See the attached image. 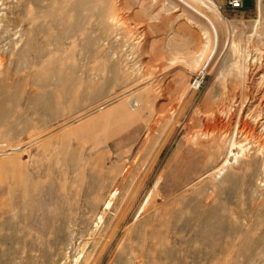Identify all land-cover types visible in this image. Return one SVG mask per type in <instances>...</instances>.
<instances>
[{
  "label": "rangeland",
  "instance_id": "obj_1",
  "mask_svg": "<svg viewBox=\"0 0 264 264\" xmlns=\"http://www.w3.org/2000/svg\"><path fill=\"white\" fill-rule=\"evenodd\" d=\"M212 1L226 23L196 73L169 61L204 40L179 1L0 0V264H264V0Z\"/></svg>",
  "mask_w": 264,
  "mask_h": 264
},
{
  "label": "bare ground",
  "instance_id": "obj_2",
  "mask_svg": "<svg viewBox=\"0 0 264 264\" xmlns=\"http://www.w3.org/2000/svg\"><path fill=\"white\" fill-rule=\"evenodd\" d=\"M172 1H174L173 3H175V2H177V1H179V3H181V4H183L182 6H184L185 8V12H188V15L193 19V20H195L196 21V23L198 22V25L200 26V28L202 29V35H203V37H204V40L201 42L202 43V45L200 46V48H199V50L198 51H196V56H192L193 58H191V59H189L188 58V56H184L185 55V53H183V52H180L177 56H173L172 58H170V65H173V64H178L179 62L181 63V61L183 62V61H185L186 63H187V65L189 66V67H191V69H193V70H195V71H197L196 73H199L201 70H204V69H206V68H208L209 67V63H210V61H211V58H212V54L214 53V49H215V51H216V48H217V46H218V44H219V40H220V38H219V26H221L222 24H224L225 25V20H224V18H223V16H222V14L220 13V11L217 9V6H216V4L212 1V0H177V1H175V0H172ZM219 7V6H218ZM207 10H206V9ZM32 10H33V8L32 7H30L29 6V8H28V11H27V16H28V18L30 19V21H28L29 22V24L30 25H28V26H32L31 28H29L28 29V31L30 30V32H28L27 33V36H28V34L30 33V34H32L33 33V30H34V26H35V23H36V19H35V15H34V13L32 12ZM34 11V10H33ZM98 15H99V13H98ZM16 18V17H15ZM98 20H99V22L102 24V25H109V24H111V25H113V24H122L121 23V20H120V18H119V15L117 14V13H115V12H110V11H103L98 17ZM10 19V18H9ZM14 19V18H13ZM17 19V18H16ZM20 19V18H19ZM18 19V20H19ZM6 22H8L7 20H6ZM10 22V21H9ZM27 22V23H28ZM1 25V24H0ZM4 28H6V26H3ZM2 27V28H3ZM10 27V26H9ZM8 26H7V29H10ZM12 27H14V25L12 26ZM35 27H37V26H35ZM2 28H0L1 30H2ZM3 28V31H2V33L4 32V30H7V29H4ZM21 28V27H20ZM12 29H14V28H12ZM35 29H37L38 30V28H35ZM101 29H102V31H103V29H104V27H101ZM100 29V30H101ZM1 30H0V35L2 34L1 33ZM43 30V29H42ZM9 31V30H8ZM26 31H27V29H26ZM38 31H40V29L38 30ZM7 32V31H6ZM10 32V31H9ZM9 32H7V33H9ZM34 32H35V30H34ZM11 33V32H10ZM13 33V32H12ZM19 33V32H18ZM29 34V36H31L30 38H33L34 37V34L33 35H30ZM36 34V33H35ZM5 35V34H4ZM3 35V36H4ZM8 35V34H7ZM6 35V36H7ZM23 35V34H22ZM41 35V34H40ZM3 36H1V37H3ZM39 36V35H38ZM0 37V38H1ZM43 37V36H42ZM48 37V36H47ZM5 38V37H4ZM4 38H1L2 40L4 39ZM34 38H36V37H34ZM41 38V37H40ZM49 38V37H48ZM37 39V38H36ZM39 39V38H38ZM37 39V42L38 41H40V40H38ZM43 39H45V38H43ZM43 39H41V43L43 42ZM5 40V39H4ZM19 40V39H18ZM31 42L33 41V40H31V39H29ZM17 41V40H16ZM15 41V42H16ZM29 41V42H30ZM10 42V41H9ZM14 42V43H15ZM30 42V43H31ZM39 42V43H40ZM56 42V41H55ZM59 42V41H58ZM36 42H34V44H35ZM47 43V42H46ZM54 43V42H53ZM232 43H233V45L235 44L234 43V40L232 41ZM17 44V43H16ZM34 44H32L33 46H37V44L36 45H34ZM43 46H45V48L44 49H46V46H48V44L47 45H45V43L43 42ZM51 44H52V41H51ZM14 45V44H13ZM49 45H50V43H49ZM16 47H18V45H15ZM29 46L30 47H32L30 44L28 45V47L27 48H29ZM41 46H42V44L40 45V48H41ZM16 47H14V49L16 48ZM23 47H24V45H23ZM38 47V46H37ZM52 47V46H51ZM25 48V47H24ZM53 48H55V47H53ZM6 49V48H5ZM19 49H20V47H19ZM18 49V50H19ZM21 49H23V48H21ZM20 49V50H21ZM32 49H35V48H33L32 47ZM44 49H43V51H44ZM236 49V47H235V45H234V50ZM4 50V49H3ZM12 50V49H11ZM26 50H28V55H29V53L30 52H32V51H30L29 49H26ZM25 50V51H26ZM50 50V48L48 49V51ZM6 51V50H5ZM15 51V50H14ZM14 51H11V52H14ZM24 51V49H23V52H25ZM43 51H41L42 52V54H43ZM21 52H22V50L20 51V55H21ZM39 52V51H38ZM45 52H47V51H45ZM3 53V52H2ZM34 53L36 54V52L34 51ZM48 53V52H47ZM50 53V52H49ZM52 53L53 54H51V55H53L52 57L54 58V52H53V50H52ZM216 53V52H215ZM8 54H10V53H8ZM34 54V55H35ZM41 54V53H40ZM56 54V53H55ZM57 54H58V52H57ZM1 55V54H0ZM4 56H5V54H3ZM2 55V56H3ZM13 55H14V53H13ZM31 55H33V53H31ZM37 55V54H36ZM59 55V54H58ZM17 56H19L18 54H17ZM23 57H24V53H23V55H22ZM10 57H11V55H10ZM13 57V56H12ZM11 57V58H12ZM26 57V56H25ZM31 57V56H30ZM35 57V56H34ZM44 55L41 57L42 58V62H41V67L43 66V68L45 67L44 66V62H45V60H43L44 58ZM51 56H50V58H52ZM1 58V57H0ZM4 58V57H3ZM3 58H2V60H3ZM56 58H57V55H56ZM6 59V58H5ZM38 59V58H37ZM55 59V58H54ZM17 60V59H16ZM24 61H25V59H23ZM28 61H29V57H28V59H27ZM32 60V59H31ZM30 60V61H31ZM47 60H49V59H47ZM51 60V59H50ZM4 61H6V60H4ZM3 61V62H4ZM18 61H21V59H19ZM35 61V60H34ZM58 61V60H57ZM13 62V61H12ZM15 62V61H14ZM25 62H26V64H25ZM24 63L22 62V65L24 64V66H25V68L24 69H26V66H27V61H25ZM33 62V60L31 61V63ZM52 62V61H51ZM54 62V61H53ZM17 64H19L18 62H16ZM28 64L30 67L31 66H33L32 64ZM33 63H37V62H33ZM60 64V63H59ZM3 65V63H2V61H0V67ZM7 65V64H6ZM10 65H12V64H10ZM10 65H9V68H10ZM19 65H21V64H19ZM19 65H17L16 66V64L14 65V66H16L17 68H19V70H20V67H19ZM35 65H37V64H35ZM38 65H39V63H38ZM37 65V66H38ZM53 65V64H52ZM4 66V65H3ZM62 66V65H61ZM8 67V66H7ZM7 67L5 68V66H4V68H2V70H0V82H1V84H0V91H7V90H9L10 88H12L13 86H11L12 84H11V82H10V84L11 85H9L8 86V84H7V82H9L10 80H11V78H12V74L10 73V69H9V71H5V69L7 70ZM29 67V68H30ZM108 67V66H107ZM106 67V68H107ZM0 68V69H1ZM15 67H13V69H14ZM22 68V67H21ZM22 68V69H23ZM32 68H37V67H35V66H33ZM47 68H48V66H47ZM46 68V69H47ZM53 68V67H52ZM61 68H63V67H61ZM61 68H59V70L58 71H60V69ZM33 69V70H34ZM42 69V68H41ZM56 69V68H55ZM103 69V68H102ZM190 69V70H191ZM243 69H246V66H244L242 63H240L239 61H237L236 62V65H235V71H236V75L237 76H241L242 77V75L244 76L245 75V72L243 73ZM15 71L17 70L16 68L14 69ZM13 70V71H14ZM33 70H32V72H33ZM62 70V69H61ZM27 71V70H26ZM29 71H31V69H29ZM57 71V72H58ZM105 71H106V69H105ZM233 71V70H232ZM20 72H22V71H20ZM19 72V73H20ZM39 72V71H38ZM62 72V71H61ZM85 72V71H84ZM18 72L16 73V74H19ZM30 73V72H29ZM28 73V74H29ZM36 73V72H35ZM34 73V74H35ZM59 73V72H58ZM4 74V75H3ZM15 74V73H14ZM15 74V76L17 77V75ZM27 74V76L30 78V79H32L33 81H35V80H37V79H33V77L31 78L29 75ZM33 74V73H32ZM36 75V74H35ZM19 76V75H18ZM23 76L25 77L26 75H24L23 74ZM23 76H22V78H23ZM26 76V77H27ZM52 76H54V75H52ZM262 76V78H264V75H261ZM37 77V76H36ZM40 77V76H39ZM19 78V77H18ZM49 79V78H48ZM16 80V79H15ZM42 80V79H41ZM40 80V81H41ZM200 78L198 77L197 79H196V83H198V82H200ZM261 80V79H260ZM13 84H15L14 82H12ZM6 84H7V86L8 87H6ZM191 85V84H190ZM189 85V86H190ZM133 101H134V99H133ZM131 114V113H130ZM233 145H235V143H233ZM240 148H241V151L244 153V151H245V148H244V146H242L241 144H240ZM245 154V153H244ZM237 155H239V153H237ZM238 158V157H237ZM226 162H228V160L226 161ZM226 162H225V164H226ZM224 164V165H225ZM106 167V166H105ZM220 171V170H219ZM97 174V173H96ZM102 175H104V174H102ZM102 175H99L100 177L102 176ZM93 177H94V175H92ZM91 176V179L93 178ZM99 176H97V177H99ZM83 177V176H82ZM103 177V176H102ZM123 177H125V175L123 176ZM90 178V177H89ZM128 178V177H127ZM85 179H83V181H84ZM96 181H98V179H95ZM99 180H101V178L99 179ZM105 180H107V179H105ZM91 181V180H90ZM102 181H104V179H102ZM93 182H95L94 181V179H93V181H92V183ZM89 183V182H88ZM103 183V182H102ZM83 184V183H82ZM99 183L97 182V185H98ZM105 184V183H104ZM89 185H91V184H89ZM95 185V184H94ZM98 186H100V185H98ZM97 186V188H99ZM89 187V186H88ZM93 187V186H92ZM95 187V186H94ZM101 188L102 187H104V186H100ZM82 188H83V186H82ZM86 188H87V184H86ZM89 189V188H88ZM91 189H93V188H90V190ZM103 189V188H102ZM102 189H101V191H102ZM79 190V189H78ZM83 190V189H82ZM96 190V189H95ZM94 190V191H95ZM99 190V189H98ZM97 190V191H98ZM115 191H116V189H114ZM93 191V190H92ZM101 191H99L100 192V195H101ZM77 192V191H76ZM88 192V191H87ZM114 192V191H113ZM129 192V191H128ZM154 192V191H153ZM66 193V192H65ZM93 193V192H92ZM98 193V192H97ZM96 193V194H97ZM115 193V192H114ZM114 193H112V194H114ZM117 193V192H116ZM115 193V194H116ZM88 194V193H87ZM86 194V195H87ZM96 194H93V195H96ZM109 194V193H108ZM112 194H110V196L112 195ZM114 194V195H115ZM69 195V194H68ZM67 195V193H66V196H68ZM82 195V194H81ZM91 195V194H90ZM99 195V196H100ZM153 195H154V193H153ZM152 195V196H153ZM65 196V195H64ZM74 196V195H73ZM77 196V195H76ZM97 196V195H96ZM109 196V197H110ZM156 196V194L153 196V198ZM81 197H83V196H81ZM80 197V198H81ZM95 197V196H94ZM102 197V196H101ZM74 198H75V196H74ZM77 198V197H76ZM107 198V197H106ZM111 198V197H110ZM130 198H132V196L130 197ZM82 199V198H81ZM81 199H80V202H82L83 203V201H81ZM93 199V198H92ZM92 199H91V201H92ZM101 199V198H100ZM114 199V198H113ZM137 199V198H136ZM148 199V198H147ZM86 200V199H85ZM84 200V202H86ZM97 200V199H96ZM112 199H110L109 200V198H108V200L106 199V201L104 202V206L105 207H103L104 209H103V211H102V215H101V213L98 215V217H97V219H99L100 221H102V219H103V215H104V213H105V211L106 210H110V207H111V204H112V201H111ZM125 200V199H124ZM90 201V200H89ZM88 200H87V202H89ZM129 201V200H128ZM96 201H94L93 203H95ZM133 202H134V200H133ZM73 203V202H72ZM97 203H99L98 201H97ZM100 203H101V200H100ZM84 204V203H83ZM86 204V203H85ZM84 204V205H85ZM89 204V203H88ZM87 204V205H88ZM130 204V203H129ZM148 204V203H147ZM147 204H146V206H147ZM73 205V204H72ZM71 205V206H72ZM84 205H83V207H84ZM91 205H93L92 203H91ZM95 205V204H94ZM93 205V206H94ZM101 204H99V206H100ZM115 205V204H114ZM113 205V206H114ZM131 205V204H130ZM92 206V207H93ZM132 206V205H131ZM75 207V206H74ZM74 207H71V208H74ZM82 207V206H81ZM133 207V206H132ZM78 208V207H77ZM123 210H125V209H123ZM72 211V210H71ZM81 211H83V210H81ZM126 211V210H125ZM148 211V210H147ZM79 212V211H78ZM72 213V212H71ZM77 213V212H76ZM97 213V212H96ZM106 213H107V211H106ZM122 213H123V211H122ZM127 213V212H126ZM69 214V213H68ZM74 214V213H73ZM79 214V213H78ZM58 215V214H57ZM77 215V214H76ZM76 215L75 216H72V217H74V219L75 218H77L76 217ZM96 215V214H95ZM106 215V214H105ZM117 215V214H116ZM119 215V214H118ZM123 215V214H122ZM59 216V215H58ZM66 216V215H65ZM65 216H64V218H65ZM79 216V215H78ZM81 216V215H80ZM71 217V218H72ZM108 217H109V215H108ZM107 217V218H108ZM117 217H120V216H117ZM124 217V216H123ZM122 217V218H123ZM121 218V217H120ZM33 219H34V217H33ZM47 219H49V220H51L50 219V216H49V218L47 217ZM60 220H61V217L59 218ZM70 219V218H69ZM73 219V218H72ZM71 219V220H72ZM84 219V218H83ZM57 220H58V218H57ZM81 220V219H80ZM117 220H118V218H117ZM73 221V220H72ZM120 221V220H119ZM127 221V220H126ZM62 222V221H61ZM66 222H67V220H66ZM98 222V221H97ZM106 221H104V223H105ZM48 223H50V222H48ZM57 223V222H56ZM55 222H54V224H56ZM64 223V222H63ZM73 223V222H72ZM101 223V222H100ZM99 223V224H100ZM102 223H103V221H102ZM53 224V225H54ZM67 224V223H66ZM119 224V223H118ZM121 224V223H120ZM62 227H63V225L62 224H60ZM65 225V224H64ZM47 226V225H46ZM55 226V225H54ZM97 226H98V224H97ZM101 226V225H100ZM118 226V225H117ZM102 227H103V225H102ZM44 228H46L45 226H44ZM44 228L42 229V230H44ZM47 228H48V226H47ZM54 228V227H53ZM55 228H58L57 226H55ZM60 228V227H59ZM98 228V227H97ZM63 229H64V227H63ZM51 230V229H50ZM53 230V229H52ZM55 230H57V229H55ZM60 230H62V229H60ZM98 230V229H97ZM105 230V229H104ZM100 231H101V229H100ZM114 231V230H113ZM118 231V230H117ZM52 231H50V233H51ZM102 232V231H101ZM111 232V231H110ZM44 233V232H43ZM59 233H60V231H59ZM113 233V232H112ZM116 233V232H115ZM115 233H113L114 235H115ZM52 234V233H51ZM50 234V235H51ZM54 234V233H53ZM55 234H56V232H55ZM64 234V233H63ZM105 234H107V233H105ZM113 234H111V236L113 235ZM45 235H46V230H45ZM103 235H104V233H103ZM57 236V235H56ZM59 236H60V234H59ZM62 237V236H61ZM104 237H106V236H104ZM50 238H51V236H50ZM111 239V238H110ZM48 240H49V237H48ZM48 240L46 241V240H44V242L46 241L47 243H48ZM51 240V239H50ZM49 240V241H50ZM202 240V239H201ZM52 241V240H51ZM43 242V241H42ZM53 243V242H52ZM51 243V244H52ZM57 243V242H56ZM106 244H107V242H106ZM49 245V244H48ZM107 246V245H106ZM238 246V245H237ZM103 247H105V244H104V246ZM151 247V246H150ZM104 249V248H103ZM234 249V248H233ZM224 250V249H223ZM226 250V249H225ZM83 251H84V249H83ZM139 256V255H138ZM77 258V257H76ZM78 259V258H77ZM79 259H81V258H79ZM83 259H84V257H83ZM81 261H83V260H81ZM213 261V260H212ZM77 263V262H76ZM78 264H83V263H78Z\"/></svg>",
  "mask_w": 264,
  "mask_h": 264
},
{
  "label": "built area",
  "instance_id": "obj_3",
  "mask_svg": "<svg viewBox=\"0 0 264 264\" xmlns=\"http://www.w3.org/2000/svg\"><path fill=\"white\" fill-rule=\"evenodd\" d=\"M257 0H253V3L255 4ZM229 8V9H243V0H225L224 5H221L219 9L223 10V8ZM195 87H199V82L196 83V80L194 82Z\"/></svg>",
  "mask_w": 264,
  "mask_h": 264
},
{
  "label": "water",
  "instance_id": "obj_4",
  "mask_svg": "<svg viewBox=\"0 0 264 264\" xmlns=\"http://www.w3.org/2000/svg\"><path fill=\"white\" fill-rule=\"evenodd\" d=\"M253 6H254L253 0H243V8L244 9H251V8H253Z\"/></svg>",
  "mask_w": 264,
  "mask_h": 264
}]
</instances>
